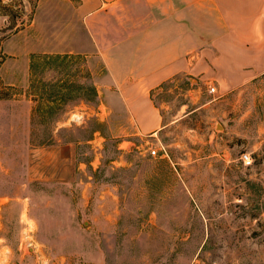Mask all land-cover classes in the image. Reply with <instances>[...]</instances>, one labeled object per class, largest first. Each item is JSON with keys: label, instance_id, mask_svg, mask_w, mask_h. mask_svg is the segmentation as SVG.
I'll return each instance as SVG.
<instances>
[{"label": "rangeland", "instance_id": "374dc122", "mask_svg": "<svg viewBox=\"0 0 264 264\" xmlns=\"http://www.w3.org/2000/svg\"><path fill=\"white\" fill-rule=\"evenodd\" d=\"M76 7L0 0V264H264V76L136 134Z\"/></svg>", "mask_w": 264, "mask_h": 264}, {"label": "crops", "instance_id": "0c3cea01", "mask_svg": "<svg viewBox=\"0 0 264 264\" xmlns=\"http://www.w3.org/2000/svg\"><path fill=\"white\" fill-rule=\"evenodd\" d=\"M76 12L136 134L163 128L152 92L176 77L226 96L264 76V0H77Z\"/></svg>", "mask_w": 264, "mask_h": 264}, {"label": "built area", "instance_id": "2783aa9c", "mask_svg": "<svg viewBox=\"0 0 264 264\" xmlns=\"http://www.w3.org/2000/svg\"><path fill=\"white\" fill-rule=\"evenodd\" d=\"M210 92H215V87H211L210 88ZM151 153L153 155H157V154L160 155V149L159 148H154V149L151 150ZM241 159L246 165L252 164V161H253L252 160V156H251L250 153L242 154Z\"/></svg>", "mask_w": 264, "mask_h": 264}]
</instances>
